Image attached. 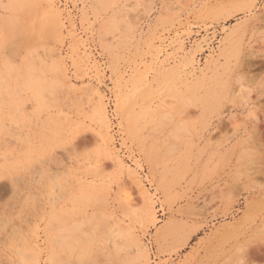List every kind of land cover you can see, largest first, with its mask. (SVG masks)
<instances>
[{
  "label": "rangeland",
  "instance_id": "obj_1",
  "mask_svg": "<svg viewBox=\"0 0 264 264\" xmlns=\"http://www.w3.org/2000/svg\"><path fill=\"white\" fill-rule=\"evenodd\" d=\"M264 0H0V264H264Z\"/></svg>",
  "mask_w": 264,
  "mask_h": 264
},
{
  "label": "snow or ice",
  "instance_id": "obj_2",
  "mask_svg": "<svg viewBox=\"0 0 264 264\" xmlns=\"http://www.w3.org/2000/svg\"><path fill=\"white\" fill-rule=\"evenodd\" d=\"M261 87L264 88V81H261ZM235 264H246V261L244 259H240L236 261Z\"/></svg>",
  "mask_w": 264,
  "mask_h": 264
}]
</instances>
